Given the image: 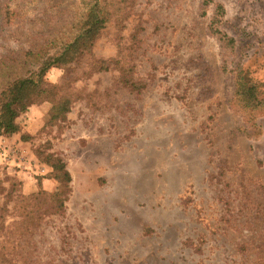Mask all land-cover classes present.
Segmentation results:
<instances>
[{
  "label": "rangeland",
  "instance_id": "rangeland-1",
  "mask_svg": "<svg viewBox=\"0 0 264 264\" xmlns=\"http://www.w3.org/2000/svg\"><path fill=\"white\" fill-rule=\"evenodd\" d=\"M217 1L264 101V0ZM78 11L0 0V91ZM204 11L126 0L88 54L49 69L73 103L56 121L51 102L31 105L0 135V264H264V110L230 101L227 49ZM50 154L71 178L58 210Z\"/></svg>",
  "mask_w": 264,
  "mask_h": 264
},
{
  "label": "trees",
  "instance_id": "trees-1",
  "mask_svg": "<svg viewBox=\"0 0 264 264\" xmlns=\"http://www.w3.org/2000/svg\"><path fill=\"white\" fill-rule=\"evenodd\" d=\"M117 2L119 9H111L107 0H78L79 13L76 21L67 32L60 33L54 39L35 51L25 54L24 64L27 62L35 66V70L27 71L23 76L10 79L0 91V135L10 136L18 132L15 124L16 117L25 112L34 104L49 101L52 103L50 120L56 121L64 118L73 103L69 93L59 94L61 87L48 84L45 75L52 67L67 66L78 61L83 55L91 51L93 43L110 21L114 11L120 12V6L126 0H111ZM212 7L210 26L215 38L223 43L227 49L226 67L227 74L232 73L233 90L230 101H236L249 111L260 112L264 110V101L259 98L260 92L251 80H247L243 73L242 61L246 55V48L239 44L238 38L227 34L220 28L226 22V10L217 0H201V7L206 12ZM66 39V40H65ZM27 139V137H23ZM44 162L52 169L54 180L59 184V189L51 195L58 210L63 206L61 197L68 189L71 181L69 172L64 162L57 156L47 155Z\"/></svg>",
  "mask_w": 264,
  "mask_h": 264
}]
</instances>
